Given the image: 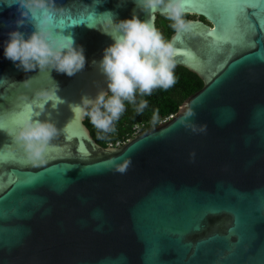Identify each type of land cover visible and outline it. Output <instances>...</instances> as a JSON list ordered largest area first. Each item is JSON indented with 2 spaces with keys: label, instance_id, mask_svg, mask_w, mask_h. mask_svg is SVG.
I'll return each mask as SVG.
<instances>
[{
  "label": "water",
  "instance_id": "1",
  "mask_svg": "<svg viewBox=\"0 0 264 264\" xmlns=\"http://www.w3.org/2000/svg\"><path fill=\"white\" fill-rule=\"evenodd\" d=\"M235 2L184 5L185 16L207 24L189 19L191 30L168 41L175 68L196 75L200 90L154 129L103 148L73 106L107 90L98 70L114 43L102 31L110 30L107 13L115 20L131 19L134 9L140 20L149 14L135 0H55V30L83 47L86 63L71 77L51 72L64 103L52 109L49 102L34 119H51L59 135L33 164L13 162L27 157L8 133L26 117L23 98L55 84L5 58L8 33L27 38L35 28L17 29L18 5L0 0V107H11L0 112V264H264V60L254 56L264 50V0H246L242 17ZM217 23L234 42L214 50L203 28ZM126 160L127 170L117 171Z\"/></svg>",
  "mask_w": 264,
  "mask_h": 264
},
{
  "label": "clouds",
  "instance_id": "2",
  "mask_svg": "<svg viewBox=\"0 0 264 264\" xmlns=\"http://www.w3.org/2000/svg\"><path fill=\"white\" fill-rule=\"evenodd\" d=\"M135 3L140 11L149 14L148 20H140L135 9L131 19L115 20L112 13H107L110 14V30L102 28L103 33L114 41L104 49L103 58L98 63L107 90L98 91L95 98L82 95L80 102L73 106L76 113L87 116L102 133L115 130L113 124L125 111V101L137 105L138 113L143 112L148 104L143 99L137 104V94L141 97L151 95L154 89H168L176 82V49L150 22L151 14L159 12L172 21L171 27L178 33L192 28V22L184 18L185 0H135ZM11 4L18 5L20 13L15 21L17 29L32 23L35 30L27 38L19 30L9 32L4 46L5 58L26 73L36 69H39L37 76L47 73L55 84L52 89L41 88L31 98H23L30 114L19 121L14 132L8 133L23 148L28 160L33 164L42 163L51 141L59 135V129L51 119L34 117L43 114L49 102L52 109L64 103L51 72L55 70L74 76L84 69L86 59L83 47L77 46L71 36L56 32L55 20L59 9L55 0H12ZM92 63L97 64L95 60ZM37 76L21 84L27 86ZM194 115V112L186 113L189 117ZM130 164L131 161L126 160L117 164L116 170L124 173Z\"/></svg>",
  "mask_w": 264,
  "mask_h": 264
},
{
  "label": "trees",
  "instance_id": "3",
  "mask_svg": "<svg viewBox=\"0 0 264 264\" xmlns=\"http://www.w3.org/2000/svg\"><path fill=\"white\" fill-rule=\"evenodd\" d=\"M189 19L188 16L184 17ZM172 21L164 16H157L156 28L167 41L169 36L175 31L171 27ZM175 84L168 88H156L151 95L141 97L137 94V104L141 99L146 100L148 106L143 112H137V105L125 101V111L120 118L114 122V131L102 133L96 129L90 119L86 116L84 125L88 129L92 139L101 147H116L122 145L132 138V128L139 126L140 132L143 133L154 129L164 120L175 115L180 105L191 95L200 90L202 83L196 75L184 68H175ZM156 117L154 120L153 117Z\"/></svg>",
  "mask_w": 264,
  "mask_h": 264
},
{
  "label": "snow or ice",
  "instance_id": "4",
  "mask_svg": "<svg viewBox=\"0 0 264 264\" xmlns=\"http://www.w3.org/2000/svg\"><path fill=\"white\" fill-rule=\"evenodd\" d=\"M211 2H215V0H209V3ZM185 4H189L190 5V0H185ZM235 5H237V12L239 13V15L242 17L246 14V6L249 4L246 2V0H236V2L234 3ZM91 10V9H90ZM77 18H79V15L77 14ZM233 25H236L237 23V19L236 17L234 16L233 17ZM198 25V24H197ZM194 28H201V27H194ZM203 35L205 38H210L211 40V43H210V47L213 48L214 50L218 48V46L221 44V43H231V42H234V39L233 37L231 36H226V35H223L220 31V25L219 23H217V28L216 29H213V30H208L206 28H203ZM255 44V42H251L249 44V47H253ZM183 55L185 56H190L191 58L195 59L196 58V55L195 53L192 52V50L190 48H185L183 50ZM254 56L256 58H259L261 60H264V50L260 51V52H257L254 54ZM5 110H8L10 111L11 110V107L8 105V104H4L2 107H0V112L2 111H5ZM25 114L26 116L29 115L30 113L28 112V109L27 107L25 108ZM17 123H19V121H17ZM71 139V138H69ZM21 151H24L23 148L21 147L20 149ZM78 150L81 151L83 154H87V151L86 149L84 148L83 146V142L81 140V142L79 143L78 145ZM48 152V148L45 152V154ZM13 162L15 163H30L31 161L28 160L27 158H25L24 160H20L19 157H14V160ZM5 160L3 158V155L0 154V167H2L4 164H5Z\"/></svg>",
  "mask_w": 264,
  "mask_h": 264
},
{
  "label": "built area",
  "instance_id": "5",
  "mask_svg": "<svg viewBox=\"0 0 264 264\" xmlns=\"http://www.w3.org/2000/svg\"><path fill=\"white\" fill-rule=\"evenodd\" d=\"M169 119V118H168ZM168 119H166V120H168ZM166 120H164L163 122H165ZM139 132H140V128H139V126H134L133 128H132V138L134 137V136H136L137 134H139ZM130 140V139H129ZM128 141V140H127ZM126 141V142H127ZM124 144V143H123ZM116 146H120V145H116Z\"/></svg>",
  "mask_w": 264,
  "mask_h": 264
},
{
  "label": "flooded vegetation",
  "instance_id": "6",
  "mask_svg": "<svg viewBox=\"0 0 264 264\" xmlns=\"http://www.w3.org/2000/svg\"><path fill=\"white\" fill-rule=\"evenodd\" d=\"M157 16H160V15H157ZM189 17V19H193V20H200V21H202V22H204L205 24H207L206 22H205V20L204 19H202V18H200V17H195V16H188ZM189 19H187V20H189ZM156 20H157V17H156ZM156 20H155V27H156ZM170 37V36H169ZM169 39V38H168ZM168 41V40H167ZM86 117V116H85ZM85 120V119H84ZM83 124H84V122H83Z\"/></svg>",
  "mask_w": 264,
  "mask_h": 264
}]
</instances>
